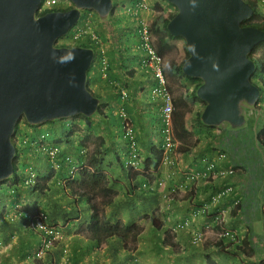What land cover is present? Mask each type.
I'll list each match as a JSON object with an SVG mask.
<instances>
[{
	"label": "crops",
	"instance_id": "1",
	"mask_svg": "<svg viewBox=\"0 0 264 264\" xmlns=\"http://www.w3.org/2000/svg\"><path fill=\"white\" fill-rule=\"evenodd\" d=\"M124 1L129 5L137 3V0ZM157 1L149 0L151 5ZM164 8L165 17L174 11L169 5ZM149 16L147 13V17ZM127 25L130 26L129 30H135V21L125 26ZM83 26L87 28L84 40L89 42L99 39V47H102L108 60L107 69L104 71L99 56L88 80L91 91L105 102V115L95 120V130L91 132L92 137L86 146L88 150L96 148L98 171L105 174L108 179L107 188L111 190V197L101 206L100 214L110 223L121 221L124 225L138 224L143 228V232L137 244L127 243L130 250L119 238L98 243L91 237L93 224L88 200L79 199L86 203L85 214L73 217L71 210L75 208L72 204L78 201L70 197L69 191L63 196V192L56 188L42 195L9 184L4 187V197L0 199V264H206L207 255L215 264H262L264 146L253 137L247 140L242 153L235 148L232 139L222 136L225 131L206 130L205 138L208 134L214 136L211 142L200 143L199 140L197 147L190 150L189 154H180L178 169H162L166 188L177 189L179 199L170 202L158 194L145 191L142 188L144 179L131 176L125 169L129 147L123 139L124 125L121 113H124L131 126L133 125L144 161H152L156 148L162 142L161 121L158 117L162 101L151 94L155 80L141 64L138 48L140 43L137 39L126 41L127 43L119 41L120 39L112 41L110 37L119 36L120 31L116 33L108 28L107 33H103L98 21L89 20ZM122 27L117 29L121 30ZM177 48L182 51L178 45ZM170 68L172 69L171 65L168 71ZM176 81L184 87L192 88V84L183 78L177 76ZM122 91L128 92L127 98H123ZM42 128L22 127L21 131L37 134L43 131ZM46 128L48 127H44V130ZM49 128L58 131L56 138L61 139V135H64L63 130L56 129L54 125H49ZM59 128H62V125H59ZM83 142L80 135L70 136V144L65 146L66 155L70 153L78 160L77 153L84 147ZM206 161L215 163L219 169H235V176L214 179L210 183H190L189 174L196 169H203ZM24 162L37 170L39 175L49 173L47 161L43 158L27 157ZM64 176L65 170L59 171L58 179ZM56 180L52 181V185L57 186ZM223 186L233 187L232 194L220 204L211 205L209 215L194 216V212L209 204L210 197ZM11 195H15V199ZM97 200L102 202L103 195H99ZM17 201L23 205L36 202L42 208L55 210L54 217L51 215V220L54 221H50V224L58 228L62 236L57 246L40 262L30 260L39 245L38 235L27 229L20 219L13 218ZM237 201L240 203L238 208L234 206ZM75 207L77 209L78 206ZM215 216L226 221L230 228L240 234L245 252L235 254V249L219 238L220 228L216 225L206 230L204 243L193 245V233L204 230ZM152 217L160 221L162 231L159 232L153 227ZM186 219L189 225L176 229L177 225H182ZM173 228L174 232L171 231ZM165 231L171 235L170 241L176 249L164 246ZM217 244H223L226 251H218L215 247ZM251 248H254L255 252Z\"/></svg>",
	"mask_w": 264,
	"mask_h": 264
},
{
	"label": "water",
	"instance_id": "2",
	"mask_svg": "<svg viewBox=\"0 0 264 264\" xmlns=\"http://www.w3.org/2000/svg\"><path fill=\"white\" fill-rule=\"evenodd\" d=\"M74 7L37 17L42 0H0V184L15 172L17 124L39 126L75 116L92 117L100 99L89 91L95 51L57 47L81 20L83 11L106 19L113 0H70ZM177 9L167 28L186 43L183 73L202 81L197 97L206 103L201 121L242 129L246 112L259 102L250 58L264 31L244 26L254 10L245 0H167Z\"/></svg>",
	"mask_w": 264,
	"mask_h": 264
},
{
	"label": "clouds",
	"instance_id": "3",
	"mask_svg": "<svg viewBox=\"0 0 264 264\" xmlns=\"http://www.w3.org/2000/svg\"><path fill=\"white\" fill-rule=\"evenodd\" d=\"M44 1L45 0H42V2H41V5H40V8H39V11H38V14H37V17H40V16H43V15H45V14H47V13H50V12H55V11H68V10H70V9H72L73 7H74V5L72 4V2L70 1V0H60L61 1V5L60 6H58V7H56V8H53V9H50V10H42V6H43V3H44ZM114 1L115 0H113V9H112V11H111V13H110V15L112 14V13H114L115 12V16L114 17H112V22L113 23H115L117 20H118V18L117 17H119L118 16V11H123V12H125V14H127V15H130V19L132 18L134 21H135V26H134V28H135V30L134 31H131V30H129V25H127V32L128 33H130L129 35L130 36H132V33H134V32H136V33H138V40H140V45H138V48H139V55H141L140 56V59H141V64H142V66L148 71V72H150L151 74H152V76H153V78H154V80H155V85H154V87L151 89V94L153 95V96H155V97H157L158 99H160L161 101H162V104L160 105V107H159V111H158V117L160 118V121H161V134H162V142H161V144H160V146H158V148H156V153H155V156H154V159L151 161V160H148V161H144V159H143V157H142V155H141V152H140V149H139V140H138V137H137V134H136V132H135V130H134V128H133V125L131 126V124H130V122H129V119H128V117L124 114V113H121V118H122V120H123V125H124V132H123V139H124V141L128 144V154L126 155V161H125V169L129 172V174L131 175V176H139V177H142L143 179H144V184L142 185V188L145 190V191H148V192H150V193H152V194H158V195H160L163 199H165V200H168V201H170V202H174V201H177L178 199H179V197H178V192H177V189H167L166 188V181H165V179L164 178H162V169L165 167V168H173V169H175V168H177L178 169V167H179V162H180V152H179V149H180V147H181V141L177 138V136H176V133H175V124H174V112H175V95L173 94V92H172V89L170 88V83H169V79L167 78V76H166V71H168V69H169V66L172 64V63H181V61L180 62H176V61H172V62H170V64L168 65V67L166 68V66H165V57L167 56H163V55H161L159 52H158V49H157V46H156V44H157V40H156V37L153 35V33H152V18H153V15H156V11L154 10V7H153V5H151V3L149 2V0H141V2L139 3L138 1H137V3L135 4V5H123V1L121 2V0H119V4L116 6V5H114ZM246 1V0H245ZM256 2H257V4H258V6H259V8H260V14H261V17H262V19L260 20V22L261 21H263L264 20V0H255ZM168 2V1H167ZM169 3V2H168ZM170 4V3H169ZM122 7V8H121ZM175 7V6H174ZM176 8V7H175ZM253 9V8H252ZM83 12H95V11H83ZM165 12V11H164ZM96 13V12H95ZM147 13H149L150 14V16L149 17H147ZM172 13V12H171ZM170 14V13H169ZM109 15V16H110ZM165 15V14H164ZM82 16H83V13H82ZM109 16H108V18H109ZM132 16H134V17H132ZM169 16V15H168ZM167 16V17H168ZM254 17V14H253V16H252V18ZM82 18V17H81ZM108 18H106V19H108ZM252 18L250 19V20H248V21H246V22H251L252 21ZM101 19V18H100ZM129 19V20H130ZM91 21V20H93V21H97V20H95L91 15H87L86 16V19L84 20V21H82V23H80L79 24V22L81 21H79L78 22V24L73 28L74 29V31L69 35V40L70 41H65V44H62L60 47H69V48H71V47H81V46H77V45H75V43H77V42H80V41H82V40H84V38H85V35H86V27L85 26H83L84 24H85V22L86 21ZM105 20V19H104ZM246 22H244V24L246 23ZM126 24H130V23H125L123 26H125ZM144 24H146L148 27H149V29H150V33H151V35H152V37H153V45H154V48H155V50H156V52H157V54L162 58V60H163V63H162V68H163V74H164V77H165V80H166V87H167V90L169 91V93L171 94V96H172V98H173V106H174V110H173V127H172V137H173V140L175 141V143H176V148H175V150H173V153H172V158H173V161L175 162V166H171V165H169V164H165V162H164V158H165V148H164V145L166 144V135H165V129H166V126H165V124H164V122L162 121V119H161V117H160V109L162 108V106H163V104H164V102H163V99L159 96V95H157L156 93H155V90L156 89H158V87H159V82L156 80V78H155V76H154V74H153V70H152V68H150V67H148V66H146L145 64H144V60H145V58H146V53H145V50H144V48H143V42H142V39H141V33H140V31L142 30V26L144 25ZM243 24V25H244ZM116 26H117V28H119V27H121L122 25H120V24H115ZM244 26H251V25H244ZM110 30H113V27H110ZM72 31V30H71ZM70 31V32H71ZM120 30L119 29H117V33L119 32ZM69 32V33H70ZM76 32H79V33H81V36H80V38L78 39V40H73V35L76 33ZM113 34V33H112ZM65 37V36H64ZM63 37V38H64ZM63 38H60L58 41H57V43H56V46L59 44L58 42L60 41V40H64ZM118 39H120L119 41H121V42H125V43H127L124 39H122L121 38V32H120V35L119 36H116V35H113V36H111L110 37V40H112V41H117ZM98 40L99 39H94V42L96 43L97 42V44H98V47H99V43H98ZM184 40V39H183ZM129 41V40H128ZM140 46V47H139ZM58 47V46H57ZM185 47H186V43H185ZM85 48V47H84ZM91 49H93V48H91ZM187 49V48H186ZM94 50V49H93ZM177 50H179L178 48H176L175 50H173V51H177ZM95 51V50H94ZM188 52V51H187ZM179 53H181L182 55H183V53H184V46H183V43H182V51H180L179 50ZM189 54V53H188ZM104 55V56H103ZM251 55V54H250ZM99 56H102L101 57V62L103 63V65H104V71H106L105 69H107V63H108V60H107V58H105V52H104V50H102V47L100 46L99 47V55H98V57ZM98 57H96V54H95V58H94V61H93V63H92V67H91V69L93 68V65H94V63L96 62V60H97V58ZM189 58V57H188ZM187 61V60H186ZM185 61V62H186ZM184 65V64H183ZM90 69V70H91ZM182 72H183V70H182ZM90 74V71H89V73H88V75ZM184 74V73H183ZM255 74V73H254ZM188 77V76H187ZM253 77V76H252ZM88 80H89V76H88ZM252 80V79H251ZM177 82V81H176ZM253 83H254V81H252ZM179 83V82H178ZM176 84V83H175ZM191 84V83H190ZM255 84V83H254ZM89 85V83L87 82V86ZM181 85L182 84H180L179 83V87H177L178 88V90L180 89V87H181ZM257 85V84H256ZM195 86H197V84H192V88H190L191 90H193V88L195 87ZM260 89H261V86H263V85H257ZM264 87V86H263ZM88 89H89V91L91 90L90 89V87L88 86ZM183 91H184V89H182ZM179 91H181V90H179ZM91 93H92V95H94L96 98H98L92 91H90ZM127 92V91H126ZM128 93V92H127ZM122 95H123V91H122ZM129 95V94H128ZM128 95H127V97H128ZM261 96H262V92H261ZM261 96H260V98H261ZM127 97H124V95H123V98L125 99V98H127ZM99 99V98H98ZM260 100V99H259ZM200 104V103H199ZM100 105H101V100H100ZM100 105H99V107H100ZM264 100H263V102L262 103H260V101L257 103V106L254 108V109H251V110H248L247 112H246V116H247V123H246V125L242 128V129H238V130H235V129H232L228 124H224V125H222V126H220V128L223 130V131H225V132H223V134H222V136L224 137V138H226V139H232V142H233V144H234V146H238V147H243V148H245L244 146L246 145V144H242V143H239L238 141L237 142H235L234 140H233V138H232V135H233V133L234 132H240L241 131V135L242 134H244L243 132H245L247 129H252V126H249L248 127V122H250V124H254L255 122H256V124L258 125V128L259 129H256V130H254L255 132L256 131H261L262 129H264V127L263 128H260V126L261 125H263L264 126V118H262V116H263V113H264ZM99 109V108H98ZM204 109H205V107H204ZM204 109H202V112L204 111ZM254 110H256L255 111V113H252V111H254ZM105 111V110H104ZM251 111V112H250ZM98 112V111H97ZM254 114V115H253ZM96 115V117H95V119L94 120H96L98 117H100L97 113L95 114ZM95 115H93L92 117H94ZM75 117H78V116H75ZM75 117H73V118H69V119H63V120H57V121H60L61 122V125H62V130H63V133H64V135L62 134L61 136L63 137V139L61 138V139H59V138H56V136L54 135L53 136V140L54 141H52V143H50L49 142V145L46 147L44 144H42V141L43 140H45L44 139V136L42 137V138H40L39 139V141H38V143L37 144H32V149L30 150V152L28 153L29 154V157H32V158H38V157H40V158H43V159H45L46 161H47V166L49 165V164H53V168L52 169H55V171H57V173H59V171H61V169H62V167L63 166H61L60 165V167L58 166V163L56 162V160L58 159V157L60 156V154H62L63 153V156L65 157V158H61L62 159V161H63V164L65 163V164H67V166H66V169H65V173L67 174V176L69 175V177L71 178V179H74L75 177H76V175L78 176V173L82 170V169H84V168H86L87 166H88V163H89V159H90V156L93 154V153H95L96 152V148H92L91 150H88V148L86 147L87 146V144H88V142L87 143H85L84 144V137H85V135H89V137H90V139H91V137H92V131L91 130H84L83 131V126L82 125H79V119H77V118H75ZM85 117V116H84ZM91 118V117H90ZM26 124H27V122H26V120L23 118L22 119ZM22 120L18 123V124H20V130L22 129V127H25L24 125H22ZM187 120H188V116H187ZM262 120H263V124L261 123L262 122ZM189 121H191V119H189ZM192 121H197V119H195V120H192ZM260 121V122H259ZM55 122V121H54ZM53 122V123H54ZM50 124H51V122H49ZM203 123V122H202ZM17 124V125H18ZM46 124H48V123H46ZM28 125V124H27ZM44 125V124H43ZM130 126V128L132 129V131H133V133H134V137H135V145H132V142H131V140L129 139V137L127 136V131H126V127L127 126ZM30 126V125H29ZM39 126H41V125H39ZM206 126V125H205ZM224 127V128H223ZM36 128H38V127H36ZM40 128V127H39ZM74 129L76 132H75V134L74 135H80V136H82L83 137V144H82V146H84L83 148L81 147V149H80V151L77 153V157H78V160L76 159V158H74V156L72 155V154H70V153H68V155H66V152H65V149H66V147L65 146H67V144L69 145L70 144V136L69 137H67V132L65 131V129ZM214 128H219V127H214ZM188 130L192 133V131L189 129V126H188ZM16 132V131H15ZM192 135H193V133H192ZM254 138H256V136L254 137ZM264 138V137H263ZM251 139V138H250ZM257 139V138H256ZM57 140H60L61 142H58ZM247 140H249V139H244L243 140V142H247ZM66 142V144L65 145H62L61 146V144L63 143V142ZM90 141V140H89ZM259 141V140H258ZM25 142H28V139H23L21 136H19L18 137V144L20 145V148H25L26 149V144H22L21 145V143H25ZM193 144L195 145L191 150H193L194 148H196L197 147V145L199 144L198 142H199V140L198 141H196V138L194 137V135H193ZM248 143V142H247ZM260 143V142H259ZM261 144V143H260ZM263 146H264V143L262 144ZM16 147V146H15ZM52 147H56V148H58V153H57V156H56V158L55 159H51L50 157H49V155H48V153H47V151L46 150H48V149H51ZM17 150V149H16ZM46 152H45V151ZM90 152V153H89ZM244 152V151H243ZM161 154V156H162V159H161V164L158 166V168H155V163H157V160H156V156H157V154ZM17 154V153H16ZM189 154V153H188ZM16 157V156H15ZM21 157H24L23 156V154H21ZM21 157L19 158V164H22L21 163ZM80 158H82L83 159V163H81L80 162ZM14 161H15V159H14ZM133 164H135V165H133ZM62 171H64V170H62ZM230 171H232V173H227L226 175H224V176H218V173L219 172H230ZM194 172H200V173H202L203 174V177H201L200 179H196V180H191L189 177H188V179H189V182L190 183H196V182H198V181H201V182H207V183H210V182H213L214 181V179L216 180V179H223V178H226V177H230V176H235V173H236V170L235 169H233V168H230V169H227V170H225V169H219L218 167H216V164L215 163H213V162H210V161H206L205 162V165H204V167H203V169H196V170H194V171H192L191 173H194ZM15 173V172H14ZM49 173H50V171H49ZM168 173V172H167ZM167 173L165 174V177H167ZM190 173V174H191ZM190 174H189V176H190ZM47 175V174H46ZM14 176V175H13ZM12 176V177H13ZM157 176V177H156ZM11 177V178H12ZM20 177H21V180L23 181V183H24V186H19V187H23V188H25L26 190H28V189H31V188H33L36 184H37V182H38V178H39V173H38V171L37 170H31V171H27L26 170V172L23 174L22 172L20 173ZM10 178V179H11ZM7 180V181H5V182H3L2 184H0V187L1 188H4V187H6V186H8L9 184L10 185H14L12 182H11V180ZM53 181V180H52ZM163 183L164 184V186L159 190L158 189V184L159 183ZM62 183H64V180H62ZM52 184V183H51ZM15 186V185H14ZM228 188H231L232 189V191L230 192V194L229 195H226L221 201H219L218 203H213L212 202V198L213 197H215L219 192H221L222 190H224V189H228ZM65 191V190H64ZM170 192H174V194H172V195H169V193ZM232 192H233V187H231V186H223V187H221V188H219L211 197H210V203L209 204H205V205H203V206H201V208L200 209H198L197 211H195L194 212V216H196V217H199V216H205V215H209L210 214V212H211V205H218V204H220L225 198H227V197H229L231 194H232ZM67 195V194H66ZM69 195H70V197H72L73 195L72 194H70V192H69ZM79 200V198H77L76 199V201H78ZM74 201H75V198H74ZM234 206L235 207H239L240 206V203L237 201V202H235V204H234ZM38 207H40L38 204H36V202H30V203H28V204H25V205H23L22 203H20L19 201H17L16 203H15V206H14V209H13V211H14V215H13V218H18V219H20V213L23 211V209L24 208H26V210H28L29 212L27 213V214H30V215H32V214H37V213H43V212H41L40 210L42 209L41 207L39 208V210H38ZM29 208V209H28ZM203 209H205L206 210V213H204V214H201L200 213V211H202ZM44 214V213H43ZM17 215H18V217H17ZM45 215V217H46V219H45V223L48 225V227L54 232V233H56L57 234V239L53 242V244H52V246L50 247V248H48L46 251H45V254H44V256L41 258V259H38V258H36V253H37V251L41 248V246H42V242H43V239H44V234H43V232H40L38 229H37V227H35V225H33V222H32V224H31V226H30V228H29V230L31 231V229L33 230V232L36 234V235H38V237H39V245H38V247L36 248V250H35V252L30 256V260H32V261H34V262H38V261H41V260H43L56 246H57V244H58V242L60 241V239H61V232H60V230L58 229V228H56V227H54V226H52L51 224H49L48 222H47V216H46V214H44ZM152 218H156V217H152ZM157 219V218H156ZM158 220V219H157ZM159 223H160V221H159ZM152 225H153V223H152ZM161 225V224H160ZM189 225V223H188V220L186 219L183 223H182V225H177V227H176V229H182L183 227H186V226H188ZM212 225H216V227H218V228H220V231H219V235L221 234L222 235V233L223 232H225V231H230V232H232V233H235V235L237 236V238L239 239V242L238 243H235V244H241V241L243 240L242 239V237L240 236V234H238V232L235 230V229H233V228H230L228 225H227V222L226 221H223L219 216H215L214 217V219H213V222L212 221H210V223L205 227V231L204 230H200V231H196L195 233H193V235H192V242L194 243V241H193V239H194V236H195V234H198V233H201V234H203V239H202V241L200 242V243H198V244H193V245H199V244H201V243H204L205 242V239H206V230L207 229H211V227H212ZM154 227V226H153ZM155 228V227H154ZM162 229H163V226L161 225V231H162ZM174 229L175 228H173V229H171V231L172 232H174ZM142 230H143V228H142ZM143 232V231H142ZM166 232V231H165ZM169 233V232H168ZM219 238H221L222 240L224 239L226 242H228L229 244H231V240L230 239H228V238H226V237H223V236H220ZM1 240V239H0ZM171 244H173V243H171ZM166 247H168V246H166ZM171 248V247H170Z\"/></svg>",
	"mask_w": 264,
	"mask_h": 264
},
{
	"label": "trees",
	"instance_id": "4",
	"mask_svg": "<svg viewBox=\"0 0 264 264\" xmlns=\"http://www.w3.org/2000/svg\"><path fill=\"white\" fill-rule=\"evenodd\" d=\"M137 1L139 3L141 2V0H137ZM246 2L253 8L254 17L252 18L251 22H246L244 25H251L253 27L260 28L264 31V20L260 22L262 17H261L260 8L257 2L255 0H246ZM165 5L167 6L169 5L174 10L172 13L169 14L168 17H165L164 15L165 14L164 11L166 10L164 8ZM153 7H154V10L156 11V15H153V18H152L153 20L152 21V33L156 37V40H157L156 46H157L158 52L161 55L166 56L169 53H171L173 50H175L177 48V45L178 47L182 48V43H183V46H184L185 56L183 60L179 64L172 63L171 64L172 69L170 68V70L167 73V76L169 79L170 88L172 89V92L175 95V112H174L175 133H176L177 138L182 142L179 152L181 154H188L190 153V150L195 146L193 144L194 143L193 135L188 130L189 118L187 120V116L190 115L189 107L194 106L197 103H200L203 106V109L204 107H206V103L201 101L197 97V90L201 86L202 81L199 79L187 77L182 72L183 64L189 57V54L185 47V41L182 38L172 37L167 28L171 19L177 14V9L173 5L169 4L167 0H158L156 3H154ZM85 19H86V15H84L81 18V20L83 21ZM257 19H259V21H257ZM127 22L134 23V20L131 18ZM134 39L138 40V34L136 32L132 33L130 41ZM137 42H140V40H138ZM92 45L93 46L95 45V47L99 50L98 44H96L94 41H91V40H89L88 45H82L81 47L93 48ZM250 58L254 60L256 64V72L252 77V81H254V83L257 85L264 86V42L257 45L254 48L253 52L250 55ZM177 76L181 79L182 78L185 79L186 81H188V83L197 84V86H195L193 90H191L188 86L184 87L183 85H181L179 89L181 91L177 92V90L174 87ZM182 89H184V91ZM97 97L101 100V97L99 96ZM104 109H105V102L101 100V105L98 109L97 114L99 116L101 115L104 116L105 115ZM201 114H202V110L196 113L195 119H197V122L201 124V126L204 129H207L208 131H215L217 129L222 128V127L214 128V127L205 126L201 121ZM95 117L96 116L87 118L84 116H78L75 118L79 119V125H82L84 127L83 131L84 130L93 131L95 130V120H94ZM19 126L20 124L17 125L16 132L13 137V143L16 146L17 154H16L15 161H14L15 173H14V176L11 178L12 180L11 179L10 180L15 186H24V183L20 177V173L22 172L24 174L26 170L31 171V170H34V168H31L29 165H26V164H23V165L19 164V158L21 157V154L19 152L20 145L18 144V137L21 136L25 140L28 139V142L21 143V145L26 144L27 153H29L30 150L32 149V144L33 143L37 144L39 139L42 138L43 136L45 140L42 141V144H44L46 147L49 145V142L52 143V141H54L53 140L54 138L52 135V130L49 127L47 128V131H45L44 133L40 132L37 134L35 133L28 134V133H22ZM46 126H49V125L44 124L41 126H29V127L31 128L43 127L44 128ZM65 131L67 132V137L73 136L76 132L74 129H70V128L65 129ZM250 132H251L250 129H247L245 132H243L244 134L242 135L240 134L241 131L234 132L232 135V138L235 142L238 141L239 143L247 144V142H243L244 139H250L256 136V138L259 140L261 144L264 143V138H263L264 129H262L261 131L258 130L256 132L253 131L252 134H250ZM210 136L212 137V139L214 138V136H212L211 134H208L207 138ZM89 140H90L89 135H85L84 144L89 142ZM57 141L61 142L60 140H57ZM62 157L65 158L63 156V153L60 154L56 162L58 163L59 167L60 165L63 166L61 170H65L67 164L65 163L63 164V161L61 159ZM161 159H162L161 154L160 153L157 154L156 156L157 163H155V168H158V166L161 164ZM80 162L83 163L82 158H80ZM97 164H98V152H95L90 156L88 166L82 169L78 173V176L76 175L74 179H71L69 175L67 176L66 173L63 178L58 179L57 171H55V169H52L53 164H49L48 171H50V173H48L47 175L45 174L39 175L37 184L33 188L28 189V191L31 193H39V194L45 195L48 191H51L52 189L56 190V188H59V192H63V196L65 195V193H67V191H69L70 194L73 195L72 197H74L75 200L77 198L86 199L88 200V203L91 209L90 216H91V219H92L91 221L93 224V227L91 230V237L94 241L98 243H102L103 241L111 239V238H119L124 243H126V246L128 242H130L132 245L135 244L136 242L138 243L139 236L142 234V231H143L140 225L138 224L124 225L121 221H119L118 223H110L107 220V218H105L104 216H101L100 214L101 206L105 205L107 203V200L111 197V190L107 188V185H108L107 177L105 176V174L98 171ZM52 180H56L57 186H54L51 184ZM62 180H64V183H62ZM15 195H11V196L14 197L15 199L16 197ZM99 195H103L104 197V200L102 202H99L97 200ZM39 208L40 207H38V210ZM40 211L46 214L47 222L49 224H50V221H54V220H51L52 218L51 215L54 217V214H55L54 209L48 210L47 208H42ZM28 212L29 211L26 210V208H24L23 211L20 213V220L25 224V227L27 229L30 228L33 222L31 221V217L33 215L27 214ZM151 221L155 229L160 232L161 225L159 223V220H157L156 218H152ZM31 231L33 230L31 229ZM164 237H165L164 246H168L173 249H176V246L174 244H171V241H170L171 235L168 233V231L164 232ZM223 241L225 242L224 239ZM242 246H244L243 240L241 241V244H235L234 242H231L230 244V248L235 249L234 251L235 254H238L240 252H245V249L242 248ZM215 247L218 251H226V249H224L223 244H217L215 245ZM126 248L130 250L128 246ZM251 250L255 252L254 248H251ZM206 262H207L206 264H215V261H213V259L209 255L206 256ZM262 264H264V261L262 262Z\"/></svg>",
	"mask_w": 264,
	"mask_h": 264
},
{
	"label": "built area",
	"instance_id": "5",
	"mask_svg": "<svg viewBox=\"0 0 264 264\" xmlns=\"http://www.w3.org/2000/svg\"><path fill=\"white\" fill-rule=\"evenodd\" d=\"M61 4L62 3L60 0H45L43 3V6H42V10H50V9H53V8L60 6ZM140 33H141V39L143 42V48H144L145 53H146V58L144 60V64L146 66L152 68L153 74H154L156 80L159 82V87H158V89L155 90V93L157 95H159L163 99V102H164L162 108L160 109V117L166 126V129L164 131L165 135H166V144L164 145V148H165L164 162H165V164L175 166V162L173 161V158H172L173 150H175V148L177 146L175 141L173 140V137H172L173 110H174L173 98H172L171 94L169 93V91L167 90L166 80H165V77L163 74V68H162L163 60L157 54V52L154 48L153 37L150 33L149 27L146 24H144L142 26V30L140 31ZM80 36H81V33L76 32L73 35V40H75V41L78 40L80 38ZM123 95H124V97H127L128 93L126 91H123ZM126 131H127V136L129 137V139L132 142V145H135L134 133H133V131L129 125L126 127ZM46 151H47V153L51 159H55L57 156V153H58V148L52 147L51 149H48ZM133 165H135V164H133ZM227 173H232V171H230V172H219L218 176H224ZM201 177H203V174L200 172L191 173L189 176V178L193 181L196 179H200ZM163 186H164V184L160 182L157 187L160 190ZM231 191H232L231 188L222 190L215 197L212 198V202L218 203L226 195H229ZM172 194H174V192L169 193V195H172ZM200 213L204 214V213H206V210L203 209L202 211H200ZM32 215L33 216L31 217V221H33V225H35V227H37V229L40 232H43V234L45 235L43 242H42V246L36 253V258L41 259L44 256L45 251L48 248H50L52 246L53 242L57 239V234L54 233L48 227V225L45 223L46 217L43 213H37V214H32ZM220 236L226 237V238L230 239L231 242H234V243L239 242V239L237 238L235 233H232L230 231H225L222 233V235L220 234ZM202 239H203V234L198 233V234H195L193 241L195 244H198L202 241Z\"/></svg>",
	"mask_w": 264,
	"mask_h": 264
},
{
	"label": "rangeland",
	"instance_id": "6",
	"mask_svg": "<svg viewBox=\"0 0 264 264\" xmlns=\"http://www.w3.org/2000/svg\"><path fill=\"white\" fill-rule=\"evenodd\" d=\"M123 2H124V4L127 6V5H129V3L128 2H125L124 0H123ZM119 4V0H115L114 1V5H118ZM122 8V7H121ZM84 15H91L95 20H97L98 21V23L100 24V26H101V29H102V31H103V33H104V31L107 33V31H108V28H110V27H113V31L114 32H116L117 33V26L115 25V24H120V25H124L125 23H127V21L130 19V15H127V14H125V12H123V11H118V16L119 17H117L118 18V20L115 22V23H113L112 22V17H114L116 14H115V12L114 13H112L110 16H109V18L108 19H105V20H103V19H100V17L98 16V14L97 13H95V12H83V16ZM82 16V17H83ZM82 21L83 20H81L80 22H79V24L80 23H82ZM257 21H259V19H257ZM78 24V25H79ZM115 28H116V30H115ZM127 26H123L122 28H121V30H120V32H121V38L122 39H124L125 41H130L131 40V36L130 35H127ZM74 31V29H72V31L67 35V36H65L63 39L64 40H60L58 43V47H60L62 44H65V41H70L69 40V35L72 33ZM98 35H100L99 33H98ZM88 43L89 42H86V40H82V41H80V42H77V43H75V45H77V46H82V45H88ZM96 44H97V42H96ZM93 46V45H92ZM93 49L95 50V54H96V57H98V55H99V50L95 47V45L93 46ZM184 56H185V53H183V55L181 54V53H179V50H177V51H172L171 53H169L166 57H165V66H166V68L168 67V65L170 64V62H172V61H178V62H180L181 60H183V58H184ZM91 71H92V69L90 70V73H91ZM175 89L177 90V92L179 91L178 90V88L177 87H179V83L178 82H176V84H175ZM261 92H262V96H261V98H260V103H262L263 102V100H264V87L263 86H261ZM97 96V95H96ZM203 109V106L201 105V104H199V103H197L196 105H194V106H191V107H189V111H190V115H188V118L189 119H191V121H189L188 122V126H189V129L192 131V133H193V135H194V137L196 138V139H198V140H200V143H202V142H204V141H209V142H211V139H212V137L210 136V137H206L205 138V136H204V132L207 130V129H204L202 126H201V124H199L197 121H192V120H194L195 119V116H196V113L197 112H199V111H201ZM96 116V115H95ZM262 118H264V113H263V116H262ZM262 124H263V120H262V122H261ZM22 125H24L27 129H32L31 127H29L23 120H22ZM47 125H54V127L56 128V129H59L60 131H61V128H59V125H61V122L60 121H55L54 123L52 122L51 124H47ZM248 127L249 126H252V129H251V132H250V134H252L253 133V131L254 130H256V129H259L258 128V125L256 124V122L254 123V124H250V122H248ZM47 127H49V126H47ZM264 126L263 125H261L260 126V128H263ZM42 132L44 133L45 131H47V128L44 130V128H42ZM52 135L54 136H58V131H56V130H54L53 128H52ZM208 131V130H207ZM62 139H63V137H61ZM66 144V142L64 141L62 144H61V146L62 145H65ZM235 148H237L240 152H242L243 153V150H244V148L243 147H238V146H235ZM240 148V149H239ZM19 152H20V154H23V156L24 157H21V163H22V165L23 164H25V162L24 161H26L27 160V157H29V154L27 153V150L25 149V148H19ZM3 197H4V188H1L0 187V199H3ZM86 203H85V201H83V200H78V202L77 203H75V202H73V204H72V206L75 208L74 210H71V214L73 215V217H76V216H78V215H84L85 213V209H86V205H85ZM78 206L77 207V209H76V207L75 206ZM67 211H68V209H67Z\"/></svg>",
	"mask_w": 264,
	"mask_h": 264
},
{
	"label": "flooded vegetation",
	"instance_id": "7",
	"mask_svg": "<svg viewBox=\"0 0 264 264\" xmlns=\"http://www.w3.org/2000/svg\"><path fill=\"white\" fill-rule=\"evenodd\" d=\"M256 110L252 111V113H255ZM251 112V111H250ZM254 115V114H253Z\"/></svg>",
	"mask_w": 264,
	"mask_h": 264
}]
</instances>
